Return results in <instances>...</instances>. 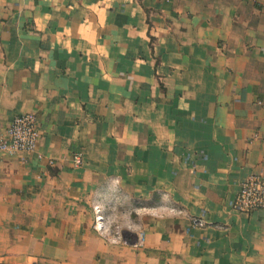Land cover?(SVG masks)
<instances>
[{
  "label": "crops",
  "instance_id": "crops-1",
  "mask_svg": "<svg viewBox=\"0 0 264 264\" xmlns=\"http://www.w3.org/2000/svg\"><path fill=\"white\" fill-rule=\"evenodd\" d=\"M19 114L0 264H264V211L231 209L264 175V0H0V132Z\"/></svg>",
  "mask_w": 264,
  "mask_h": 264
},
{
  "label": "built area",
  "instance_id": "built-area-1",
  "mask_svg": "<svg viewBox=\"0 0 264 264\" xmlns=\"http://www.w3.org/2000/svg\"><path fill=\"white\" fill-rule=\"evenodd\" d=\"M249 1L256 2L258 0ZM38 138L39 133L35 116L33 114H19L12 119L5 131L0 132V155L33 153L36 149ZM48 164L52 165L53 162L49 161ZM72 164L74 168L82 166L83 157L81 153H76L72 157ZM231 209L242 214L264 211V175H250L241 182ZM97 213L94 229L102 233L105 229L104 220L99 215L100 211L97 210ZM192 223L200 227L206 224L202 218H194Z\"/></svg>",
  "mask_w": 264,
  "mask_h": 264
}]
</instances>
